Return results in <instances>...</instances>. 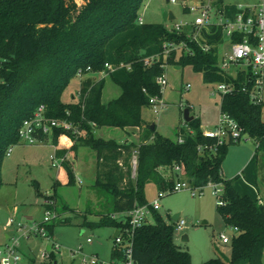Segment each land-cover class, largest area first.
Here are the masks:
<instances>
[{
    "label": "trees",
    "instance_id": "trees-1",
    "mask_svg": "<svg viewBox=\"0 0 264 264\" xmlns=\"http://www.w3.org/2000/svg\"><path fill=\"white\" fill-rule=\"evenodd\" d=\"M144 2L0 0V189L5 184L3 164L8 150L21 142L19 131L24 121L30 119L39 106L45 105L49 118L66 120L78 132H65L73 139L69 148L63 146L68 140L61 128H56L51 136H38L44 142H53L57 156L76 151L80 145L95 150L96 186L113 195V212L103 215L97 222L85 221L84 224L92 228L128 226V217L123 214L136 205L148 203L146 185L154 182L159 190L171 187L178 174L166 178L161 168L174 170L179 165L184 176L181 178L194 187L223 184L221 196L225 204L218 205V211L227 225L238 229L230 245L229 257H213L203 264H263L264 204L250 194L241 193L234 179H226L222 173L229 146L238 142L217 144L215 138L205 137L197 117L187 122L191 130L178 128L176 139L158 134L143 118V109L150 107V98L162 95L157 79L165 74L166 65L189 64L202 73L207 83L235 85L234 91L221 94V112L236 119L245 133L255 140L257 150L264 151V103H253L249 94L242 91L244 85L252 87L248 82L251 72H240L233 77L219 70L217 45L223 41L221 32L208 38L212 48L206 52L189 42L186 33L170 32L164 25L153 23L141 24L140 33L118 47L114 65H125L126 79L114 77L106 65L109 63L107 46L119 34L137 27ZM183 40L188 42L192 55L176 57L173 52L164 56L165 43ZM152 47H157L162 56L147 62L145 53ZM126 52L130 53L128 59ZM88 67L91 69L87 70ZM79 70L85 75L108 72L120 87V95L104 103L105 78L96 81L88 78L81 83L78 101L63 100V93ZM143 127L150 134L139 143L120 142L98 134L103 129L117 128L131 133V129ZM180 137L183 142H179ZM205 145H212L214 149H204ZM133 149L137 150L136 174L132 179L128 168L125 181L121 161L128 165ZM66 168L69 183H75L71 166L66 165ZM113 214L122 217L113 218ZM151 219L134 235L132 255L135 263L193 264L191 254L174 241L175 222H166L157 210L152 211ZM54 223L47 225L51 231ZM122 255L121 248L114 246L112 257L121 260Z\"/></svg>",
    "mask_w": 264,
    "mask_h": 264
},
{
    "label": "rangeland",
    "instance_id": "rangeland-1",
    "mask_svg": "<svg viewBox=\"0 0 264 264\" xmlns=\"http://www.w3.org/2000/svg\"><path fill=\"white\" fill-rule=\"evenodd\" d=\"M190 1L191 4L194 3V0ZM258 1L225 0V3L255 5ZM170 11L174 19H169ZM139 15L144 24L158 23L171 28L181 22H192L196 12L187 11L181 3L173 4L169 0H145ZM140 29L141 24L138 23L135 29L121 33L110 41L107 46V58L114 60L118 47L134 37ZM228 50L226 43L220 46V52ZM148 54L150 57L146 59L150 60H158L162 56L157 47L148 51ZM176 66L166 65L168 84L162 95L165 106L158 113L151 107L144 108L143 118L150 125L156 124L155 130L158 134L176 139L180 126L191 130L184 119V110L189 108L190 114L199 118L202 131L214 129L221 116V93L217 90V84L205 82L202 73L189 64L180 66L179 69ZM110 70H113L119 79L126 78L124 67L115 66L112 62ZM101 73L107 74L104 71ZM90 74L94 80V74L97 73H88L82 79L90 77ZM99 77L100 74H97V78ZM79 91L81 82L80 78L76 77L62 98L67 102L78 101ZM120 92V87L112 77L106 76L105 99L116 97ZM262 121L264 122V105ZM131 131L133 133L111 128L100 130L98 134L128 143H139L150 134L146 127ZM136 155L137 150L133 149L129 166L121 161L125 181L128 168L131 178L135 177ZM52 156H56V148L51 140L36 144L19 142L11 148L10 154H7L3 164L5 184L0 189V246L16 243L22 256V264H81L84 256L94 253H98L104 260H109L114 243L112 228H92L84 224L85 221L97 222L114 209L113 195L96 186V151L89 146L80 145L76 151L67 152V162L62 163L60 168L53 165ZM56 159L61 161L59 156ZM66 165L71 166L80 182L69 183ZM162 170L165 175H170L169 167ZM222 171L225 178L234 179L235 187L241 193L259 197L264 202V151L257 150L253 138L245 137L229 146ZM202 191L200 195H193L189 189L168 193L161 198V207L158 210L168 223L176 222L173 217L178 213L179 217L185 220V228L175 232L174 241L181 249L191 254L193 264H203L218 256L224 259L229 257L231 244L222 243L220 234L224 232L230 237L237 234L233 227L225 223L218 211L217 203L222 194H215L214 184L205 185ZM158 192L159 188L154 182L148 183L145 188L148 202L154 200ZM50 199L56 202L57 217L55 221L50 222V225L55 222L53 231L47 226L46 231L53 237L54 242L41 234L36 235L34 231L18 228L19 222H25L30 228L34 222L43 221L46 214L45 201ZM11 219H14V222H11ZM184 235L188 236L187 241L182 240ZM88 237H92V243L86 241ZM56 245L58 250L55 249ZM48 246L53 247L51 251L47 249Z\"/></svg>",
    "mask_w": 264,
    "mask_h": 264
},
{
    "label": "built area",
    "instance_id": "built-area-1",
    "mask_svg": "<svg viewBox=\"0 0 264 264\" xmlns=\"http://www.w3.org/2000/svg\"><path fill=\"white\" fill-rule=\"evenodd\" d=\"M171 3H181L185 10L196 12L195 19L190 23H179L173 27L168 28L170 32H176L178 34L186 33L189 38V42H194L202 50L208 52L211 50L212 45L208 43V38L217 35L221 32L223 41L217 45L218 55V67L224 74L236 77L240 72L250 71L249 81L252 83V87L247 85L242 87V91L249 94L250 100L253 103L264 102V0H259L255 5L238 4L228 6L223 3V0H194L191 4L190 0H169ZM139 24H144L143 19L140 17ZM241 37V40L236 38ZM227 44L228 51L220 52V46ZM175 52L179 57L183 54L192 55L193 51L188 42L183 40L179 43L170 42L165 43L163 46V54L165 57L170 56ZM153 60V59H151ZM147 62L150 59H146ZM107 67L110 69L112 66L107 63ZM91 68L88 67L87 70ZM84 71L79 70L77 77H84ZM157 83L160 86L161 94L163 95L164 89L168 84L166 75L163 74L157 79ZM217 84V90L221 94L230 93L235 90V85L232 83L220 82ZM189 87V85H188ZM162 95H154L150 98V107L158 113L165 106ZM81 93L79 91V98ZM45 105L39 106L34 115L24 121L20 128L19 135L20 141L28 144H36L44 142L39 135L51 136L56 128L64 130V134L67 135L68 131L73 133L78 132L72 123L66 120H60L57 118H49L45 114ZM64 134L61 136L64 137ZM203 135L209 138H215L217 144H223L228 142H240L241 140L250 139L251 137L245 133L244 128L227 112H221L219 123L214 129L203 131ZM65 138L68 140L64 147L69 148L73 144V139L67 135ZM179 142H183V137L179 138ZM201 148V147H200ZM204 149H214L212 145H205ZM11 148L8 150L10 154ZM56 156H52L53 165L61 167L62 163L67 161V153L59 156L61 161L56 159ZM137 162V160H136ZM174 171L178 174L174 184L163 190H159L157 197L143 205H136L132 210L123 214L128 217V226L117 229L118 234L114 237V246L121 248L122 259L119 261H105L98 254L94 253L90 256H84L81 264H136L133 259V239L138 228L148 223L151 219L153 210H159L161 207V198L168 193L177 192L185 189H189L193 195L202 194L203 187H194L186 179L181 178L183 171L182 167L176 165ZM76 181L80 180L76 177ZM211 184V183H210ZM214 184L215 194H223L224 187L222 183ZM261 202V200H259ZM218 205H224L222 196L218 199ZM56 202L55 200H46V214L43 221L37 223L34 222L30 228L25 222H19L18 228L20 230L28 229L29 232L34 231L36 235L41 234L44 237L53 240L52 236L46 231V226L50 224L51 220L55 221L56 214ZM113 218L122 217V215H112ZM14 222V219L10 220ZM185 220L180 217L175 222L176 231L183 230L185 228ZM238 231L237 228H234ZM233 237L228 236L224 232L220 234V240L222 243L232 242ZM88 243H92V237H88ZM54 242V240H53ZM52 247V246H51ZM53 248V247H52ZM58 250V246H55ZM0 264H22V256L17 249V244H7L4 247L0 246Z\"/></svg>",
    "mask_w": 264,
    "mask_h": 264
},
{
    "label": "crops",
    "instance_id": "crops-1",
    "mask_svg": "<svg viewBox=\"0 0 264 264\" xmlns=\"http://www.w3.org/2000/svg\"><path fill=\"white\" fill-rule=\"evenodd\" d=\"M223 3H225V0H223ZM226 4V3H225ZM228 6H231L232 4L231 3H229V4H227ZM140 31H141V29H140ZM140 31L139 32H137V33H135V35H137L138 33H140ZM131 39V38H130ZM154 48H156V47H152V48H149L147 51H146V53H145V58H147V57H150V55L148 54V51H152V50H154ZM158 49V48H157ZM117 54V53H116ZM116 54H115V56H116ZM126 58L128 59V58H130V53L129 52H126ZM114 60H115V57H114ZM114 60H112V61H110L109 59H108V61H109V64L112 66V62L114 63ZM119 66H121V67H124L125 65L124 64H121V65H119ZM177 68V67H176ZM111 69H112V67H111ZM177 69H179V68H177ZM113 70H115V69H113ZM113 70H112V72H111V74L114 76V77H116L115 75H114V72H113ZM97 74H100V77L99 78H97ZM97 74H94L95 76H94V81H96V80H100V79H102V78H105V80H106V76H111L110 74H108V72H107V74L106 73H97ZM91 75L92 74H90V77L89 76H87V78L86 79H88V78H90V79H92V77H91ZM96 77V78H95ZM83 78V77H82ZM82 78H80V82L82 83V81L83 80H85V79H82ZM116 78H118V77H116ZM119 79V78H118ZM126 79V78H125ZM125 79H123V80H125ZM92 81H93V79H92ZM106 85V84H105ZM121 93V92H120ZM120 95V94H119ZM118 95V96H119ZM116 96V95H115ZM118 96H116V97H118ZM116 97H110V98H108V99H105V97H104V93H103V102L104 103H107L108 101H110V100H112V99H114V98H116ZM72 98H75L74 96H72ZM145 120V119H144ZM146 121V120H145ZM147 122V121H146ZM155 127H156V124H155ZM108 131V130H107ZM135 134V133H134ZM62 141L64 142V139L62 138ZM164 167H162L161 168V172L163 173V169ZM166 169V168H165ZM169 171V174L170 175H165L164 173H163V175L166 177V178H170L172 175H174L175 174V171L174 170H168ZM222 173H223V171H222ZM224 176V175H223ZM76 177V176H75ZM182 177H184L183 176V174H182ZM225 178V177H224ZM256 178H258V174H257V176H256ZM226 179H230V178H226ZM234 185H235V182H234ZM243 194H247V193H243ZM252 196V195H251ZM254 197V196H253ZM255 199H258V200H261V203H263L264 204V202H263V200L261 199V198H259V197H254ZM117 229H115V228H112V232H113V236H114V233H115V231H116ZM87 241V240H86ZM93 242V241H92ZM113 247H114V243H113V246H112V248H111V257H110V259L109 260H105V261H108V262H111V261H115V259L112 257V250H113ZM96 254H98V253H96ZM99 255V254H98ZM104 260V259H103ZM116 261H119V260H116Z\"/></svg>",
    "mask_w": 264,
    "mask_h": 264
},
{
    "label": "water",
    "instance_id": "water-1",
    "mask_svg": "<svg viewBox=\"0 0 264 264\" xmlns=\"http://www.w3.org/2000/svg\"><path fill=\"white\" fill-rule=\"evenodd\" d=\"M169 19H174V15H173V13H172L171 11L169 12ZM176 67H177V68H180V66H176ZM194 117H195V116H193V115L190 114V109H189V108H185V110H184V119H185V121H186V122H190V121H192V120L194 119ZM155 128H156V127H155V124H154V123L151 124V129L154 130ZM179 216H180L179 213L176 214V215L173 217L174 220L177 221V219L179 218ZM117 234H118V230L115 231V233H114V237L117 236ZM182 240L187 241V240H188V236H187V235H184V236L182 237ZM47 249L50 250V246H48Z\"/></svg>",
    "mask_w": 264,
    "mask_h": 264
}]
</instances>
